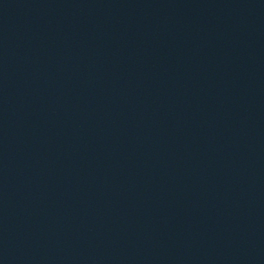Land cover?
Instances as JSON below:
<instances>
[{"label":"water","instance_id":"obj_1","mask_svg":"<svg viewBox=\"0 0 264 264\" xmlns=\"http://www.w3.org/2000/svg\"><path fill=\"white\" fill-rule=\"evenodd\" d=\"M0 264H264V0H0Z\"/></svg>","mask_w":264,"mask_h":264}]
</instances>
